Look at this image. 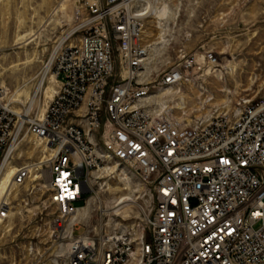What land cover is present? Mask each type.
Returning a JSON list of instances; mask_svg holds the SVG:
<instances>
[{
  "label": "built area",
  "instance_id": "built-area-1",
  "mask_svg": "<svg viewBox=\"0 0 264 264\" xmlns=\"http://www.w3.org/2000/svg\"><path fill=\"white\" fill-rule=\"evenodd\" d=\"M146 6L81 0L53 56L55 96L41 117L21 124L49 150L40 165L56 234L83 195L84 205L96 196L93 175L105 167L124 166L149 192L137 233L73 239L72 231L65 264H264V93L191 122L160 110L153 98L200 68L183 57L148 80ZM202 62L217 65L210 53ZM24 116L0 89V161ZM29 176L27 165L18 167L13 188ZM3 201L0 225L9 216Z\"/></svg>",
  "mask_w": 264,
  "mask_h": 264
},
{
  "label": "rangeland",
  "instance_id": "rangeland-1",
  "mask_svg": "<svg viewBox=\"0 0 264 264\" xmlns=\"http://www.w3.org/2000/svg\"><path fill=\"white\" fill-rule=\"evenodd\" d=\"M80 1L67 0L63 5L65 12H59L64 0H0V88L12 111L20 116L22 113L27 118L40 117L51 99L44 94L45 87L56 91L54 78L50 81L51 68L39 92L36 88L57 44L75 27L72 13ZM147 1L167 5L170 12L164 25L165 39L160 44H153L158 34L153 20L146 23L148 80L181 63L183 57L194 59V68H200L189 70L181 85L158 93L161 99L154 97L160 110L191 122L229 110L239 99H254L264 93V0ZM31 33L36 35L30 39ZM22 37L25 38L21 40ZM206 53L217 59L216 66L202 62ZM19 124L20 118L7 147L14 148L10 165L18 168L34 164L39 168L23 186L13 188L8 197L9 216L0 225V264H65L70 221L59 234L54 232L57 214L47 201L48 171L40 165L47 152ZM119 169L126 171L124 166ZM126 175V184L112 179L115 175L96 182L124 189L122 194L133 203L122 208L118 216L105 214L117 195L107 188L99 191L97 184L95 192L101 205L96 203L85 219L74 224L73 236L89 233L95 237L140 228L141 210L149 204V192L136 176ZM87 196L83 195L75 206H82Z\"/></svg>",
  "mask_w": 264,
  "mask_h": 264
},
{
  "label": "bare ground",
  "instance_id": "bare-ground-1",
  "mask_svg": "<svg viewBox=\"0 0 264 264\" xmlns=\"http://www.w3.org/2000/svg\"><path fill=\"white\" fill-rule=\"evenodd\" d=\"M67 0H64V2L60 5L59 7V12H65L64 10V3L66 2ZM150 2V1H149ZM78 7H76L72 13V17L74 16V12H76V10ZM147 9V13H148V18L153 20L155 26H156V29L158 30V34H157V38L155 39V42L153 43L154 45H157V44H160L162 42H164V39H165V33H166V30H165V23L167 22L168 18H169V8L167 5H153L151 3H148L147 1V6L145 7ZM67 16V15H66ZM36 34H33L31 33L30 34V39L33 38ZM25 37H22L21 40H23ZM62 40H63V37L62 39L59 41V43L57 44V48H56V51L57 49L59 48V46L62 44ZM27 40H25L26 42ZM149 48V47H148ZM151 49V48H150ZM56 51L54 52L53 56H55V53ZM150 53V52H149ZM53 56L51 57V59L49 60V62L46 64V66L44 67V70H43V73H42V76H41V79H40V82L36 88V91H38L40 89V86L42 85V83L45 82L47 76H49V71H50V68H51V65H52V62H53ZM149 56V55H148ZM147 56L146 58V63H145V70L147 71L148 69V64H149V60L150 58ZM24 64H27V63H24ZM52 72V71H51ZM53 78H54V81H55V84L56 86L58 87L59 83L55 77V74H53V77L50 81L53 82ZM49 81V80H48ZM181 85V84H180ZM42 88V87H41ZM2 90V88H0ZM166 89H169V88H165L163 89L162 91L166 90ZM57 90V89H56ZM4 93H5V90H3ZM39 92V91H38ZM3 93V92H2ZM36 93V92H35ZM55 93L56 91L53 90V88H51L50 86L48 87H45L44 89V94L48 96V98L50 99L48 101V103L54 98L55 96ZM160 93V92H159ZM158 95V94H157ZM156 95V96H157ZM4 96V95H3ZM163 96V94H162ZM156 98V97H155ZM160 98V96L158 97L157 96V99ZM154 99V98H153ZM161 99V98H160ZM155 100V99H154ZM33 103V102H32ZM156 104V102H155ZM48 105V104H47ZM47 107V106H46ZM224 108H228V107H224ZM226 110V109H225ZM41 117V116H40ZM27 120H29L26 115L23 117V119H21L20 117V127H21V124L22 123H25L27 122ZM19 127V128H20ZM17 133V132H16ZM32 136V135H31ZM33 137V136H32ZM34 139H36V141H38L40 143V145L42 147H44V152L46 153H49V150L48 148L43 144V142L38 139V138H35L33 137ZM39 147V146H38ZM13 146H11L9 149H7L4 153V157L1 159L0 161V203L2 204L4 201L3 200H6L8 201V197L11 195V191H13V185H12V176L15 174L16 172V169L15 167L11 166L10 165V162H9V159L11 158V155L13 153ZM46 153V155H47ZM48 157V156H47ZM21 158V157H20ZM19 158V159H20ZM45 159L42 160L41 163L44 162ZM122 166L120 165H117V164H112L108 167H105L101 172H98V173H95L93 176H94V180L97 181V180H100V179H105L107 177H111L113 175H115L114 177H112V179L114 180H117L119 183H123V184H126V182L129 180L128 176L126 175V173L129 175V173L127 171H121V168ZM38 166L32 164V165H28V169L30 171V175L32 176L33 174H35L38 170ZM123 169V168H122ZM126 170V169H124ZM81 172V171H80ZM49 173L47 172L45 175H46V179H47V183H48V179H49ZM102 175V176H100ZM100 176V177H99ZM35 180H37V178H35ZM95 184H98L99 187L101 188H107L106 191H110L111 193H115V196L117 195V197H115V199L113 200V202L111 203V207L107 206L109 209H107L106 211L104 210L105 214L108 215L109 214H112L114 216H118L120 210L124 207H126L127 205L129 204H132L133 201L132 199L128 196V195H124L122 194V192L124 191L121 190V189H112L108 184H102L100 186V183L98 182H95ZM47 186V184H46ZM15 188H18V187H14ZM104 189H101L99 191H103ZM120 194V195H118ZM88 197V196H87ZM87 197L85 199H87ZM96 203L98 204V206L101 205V202L98 200L97 198V193H96V196H94L93 198L91 199H88L86 204L84 206H82L80 209L77 210V213L75 215L72 216V218L67 221L69 222L68 224V228H69V231H68V235L69 233H72L73 231V226H75L76 222H79L81 219H85L88 215V212L90 211V209L96 205ZM10 209V208H9ZM99 209V207H98ZM101 209V207H100ZM103 212V211H102ZM103 212V213H104ZM111 212V213H110ZM106 215V216H107ZM75 224V225H74ZM67 232V231H66ZM120 232H131V233H137V230H123L120 231ZM69 238V236H68ZM86 237H83V241H87L85 240ZM69 239H72V238H69ZM73 239H77L76 237H74ZM69 241V240H68ZM66 262V261H65Z\"/></svg>",
  "mask_w": 264,
  "mask_h": 264
},
{
  "label": "trees",
  "instance_id": "trees-1",
  "mask_svg": "<svg viewBox=\"0 0 264 264\" xmlns=\"http://www.w3.org/2000/svg\"><path fill=\"white\" fill-rule=\"evenodd\" d=\"M83 206V205H82ZM82 206H80V207H82Z\"/></svg>",
  "mask_w": 264,
  "mask_h": 264
},
{
  "label": "water",
  "instance_id": "water-1",
  "mask_svg": "<svg viewBox=\"0 0 264 264\" xmlns=\"http://www.w3.org/2000/svg\"><path fill=\"white\" fill-rule=\"evenodd\" d=\"M81 174H82V172H81Z\"/></svg>",
  "mask_w": 264,
  "mask_h": 264
}]
</instances>
